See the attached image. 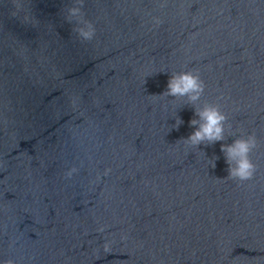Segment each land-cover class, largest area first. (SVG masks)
Here are the masks:
<instances>
[{"label":"water","instance_id":"1","mask_svg":"<svg viewBox=\"0 0 264 264\" xmlns=\"http://www.w3.org/2000/svg\"><path fill=\"white\" fill-rule=\"evenodd\" d=\"M24 2L0 0V264H264V0H86L92 41L70 0ZM184 70L260 141L250 181L235 137L181 140L198 117L160 94Z\"/></svg>","mask_w":264,"mask_h":264},{"label":"clouds","instance_id":"2","mask_svg":"<svg viewBox=\"0 0 264 264\" xmlns=\"http://www.w3.org/2000/svg\"><path fill=\"white\" fill-rule=\"evenodd\" d=\"M13 15L24 11V0H10ZM86 0H70L62 8L63 19L73 26L81 41H92L96 35L94 24L86 19L84 11ZM163 6V5H161ZM36 17H25V23H31ZM154 23L159 25L162 21L154 18ZM205 83L198 72L184 70L171 73L167 82L166 91L162 96L173 97L171 102L183 100V105H190L194 109V116L189 121L190 126H195L187 138H182L184 143L192 148L198 145H212L217 141H224L229 136L235 137L230 144H221V152L224 154L228 165L227 178L238 183H243L253 179L256 172V165L251 159V154L259 146L260 141L254 133L235 135L231 131V124L228 123L226 114L220 109L218 104L211 102L201 103V98L205 92ZM183 121L176 116L175 124L172 128H178ZM203 152V151H202ZM215 159H210V165L215 167ZM76 171L72 168L66 172V177L71 178Z\"/></svg>","mask_w":264,"mask_h":264}]
</instances>
